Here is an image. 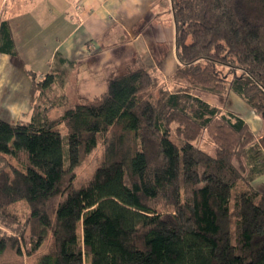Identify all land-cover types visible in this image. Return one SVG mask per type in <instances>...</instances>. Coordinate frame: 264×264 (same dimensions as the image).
<instances>
[{"label":"trees","instance_id":"16d2710c","mask_svg":"<svg viewBox=\"0 0 264 264\" xmlns=\"http://www.w3.org/2000/svg\"><path fill=\"white\" fill-rule=\"evenodd\" d=\"M171 3L179 65L166 81L138 68L83 99L74 63L57 55L32 79L28 121L0 118V258L264 264V192L252 185L264 176V131L254 135L202 96L231 91L264 125V0ZM0 53L15 56L4 21ZM220 67L239 74L226 83ZM101 141L98 166L75 187L74 170ZM19 202L29 210L24 223L7 212Z\"/></svg>","mask_w":264,"mask_h":264},{"label":"crops","instance_id":"0c3cea01","mask_svg":"<svg viewBox=\"0 0 264 264\" xmlns=\"http://www.w3.org/2000/svg\"><path fill=\"white\" fill-rule=\"evenodd\" d=\"M0 21L8 24L15 51L0 53V118L11 124L28 121L32 79H43L57 55L74 63L77 96L80 89L94 91L78 96L83 99L104 93L111 78L144 68L142 63L163 81L179 65L171 0H0ZM208 99L238 116L253 134L260 122L264 131L255 116L256 129H250L241 113L251 118L252 110L233 92L223 106ZM252 185L264 192V176Z\"/></svg>","mask_w":264,"mask_h":264},{"label":"rangeland","instance_id":"374dc122","mask_svg":"<svg viewBox=\"0 0 264 264\" xmlns=\"http://www.w3.org/2000/svg\"><path fill=\"white\" fill-rule=\"evenodd\" d=\"M136 63L133 62V60L130 61V65L133 68H137L139 66L137 61H136ZM96 64L97 63H95L94 66ZM141 67H144L149 73H153L151 67L148 64L142 63ZM218 71H219L220 76L222 78L223 77L225 78L226 83H229L232 80L234 74L236 73V70H232V69H229V68H226V67H220L218 69ZM238 74H239V72H237L235 75H238ZM93 93H94V91H91V90L88 92V91H82L80 89V91H78V96L88 97V96H93L92 95ZM202 96H204V98L206 100L209 101L208 98H210L212 100V102H215L216 104H219V105H222V106L226 103L225 97L224 98H219V97L210 95L208 93L202 94ZM217 100H218V102H217ZM223 111H225V109ZM61 113H62V109L61 108L56 109V110H52L49 113V117L50 118H54V117L59 116ZM251 113L253 115L251 118L245 116L243 113H241V114H242V116L244 118L246 117L249 120L248 125H249L250 129L254 130V129H256V127H254V125L256 123V121L254 120V116L255 117H259V116L257 114H255L254 112H252V111H251ZM80 122H81L80 123V126H81L82 125V120ZM260 124H261V122H260ZM260 124H259V126L257 128H261V129H259V131L256 130L255 133H254L257 136H260L262 134V132H263V126L260 125ZM173 129H174V126H172V130ZM199 145L201 146V148L204 151H206L207 153H209L211 155H214V148L211 146V144L209 143V141L206 138L201 139L200 142H199ZM102 151H103V143L101 141L97 145L96 149L94 151H92L84 159L83 163L78 168H76L74 170V173H75L74 186L75 187L81 186L84 182H86L92 176V174L94 173L96 167L99 164ZM7 212L10 215L14 216L20 223H24L27 220L28 216H29L28 207H27V205L24 202H19L16 205L11 206V208H9L7 210ZM48 248H49V242L46 241L45 243H43V246L41 247L39 252L40 253H44V252H46L48 250ZM35 260H36V256L30 257V258L17 257L15 254H13L11 252H6L4 254V256L0 258V264H34Z\"/></svg>","mask_w":264,"mask_h":264}]
</instances>
